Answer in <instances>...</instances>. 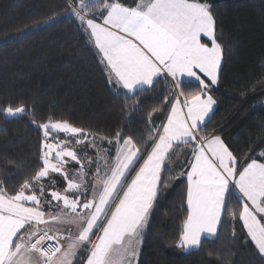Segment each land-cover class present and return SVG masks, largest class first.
Here are the masks:
<instances>
[{
    "label": "snow or ice",
    "instance_id": "snow-or-ice-1",
    "mask_svg": "<svg viewBox=\"0 0 264 264\" xmlns=\"http://www.w3.org/2000/svg\"><path fill=\"white\" fill-rule=\"evenodd\" d=\"M65 4L78 30L101 54L106 82L119 84L133 94L131 99L139 91L155 90L157 84L166 83L170 97L161 100H169L168 114L146 154L126 130L113 133L118 152L100 191L90 187L91 182L70 177L68 162L81 171L83 164L77 152L66 146V139H59L63 133L83 143L88 134L67 122L38 125L45 138L41 169L18 194L10 196L0 187V264H25L24 256L31 257L27 264H72L77 248L82 259L76 264H132L162 186L166 157L175 144L189 143L193 144V160L185 175L190 214L183 245L199 246L202 234L215 236L228 197L238 190L242 202L239 218L264 257V162L238 165L219 135L210 139L200 135L216 103L210 88L218 84L222 64L210 6L196 0H147L136 7L120 0H100L99 6L86 0H74V6L65 0ZM93 7L98 14H90ZM202 37L212 46L202 42ZM192 80L197 91L186 94L185 81ZM25 112L19 101L0 108V115L11 118ZM53 132L57 136L50 139ZM91 143L96 144L95 138ZM130 170L135 171L134 178L126 176ZM52 173L63 178L65 183L58 187L64 191L57 190ZM45 185L51 187L46 190ZM52 211L63 212L67 222H79L74 240L69 237L61 245L60 236L38 227L47 223L46 213L50 219L61 220Z\"/></svg>",
    "mask_w": 264,
    "mask_h": 264
},
{
    "label": "trees",
    "instance_id": "trees-1",
    "mask_svg": "<svg viewBox=\"0 0 264 264\" xmlns=\"http://www.w3.org/2000/svg\"><path fill=\"white\" fill-rule=\"evenodd\" d=\"M139 1L120 0L129 7ZM196 1L210 6L223 59L218 84L210 88L216 108L200 135H219L238 165L264 162V0ZM70 11L65 0H0V108L17 101L26 107L15 118L0 115V187L10 196L42 167L45 138L38 125L67 122L112 142L115 131L126 130L146 154L168 112L169 100H161L170 97L166 83L131 99L106 82L100 53ZM91 11L98 14L97 7ZM196 91L185 82L186 94ZM170 161L137 264H264L239 218L235 193L215 238L188 253L178 249L189 215L188 182L178 171H188L191 154Z\"/></svg>",
    "mask_w": 264,
    "mask_h": 264
},
{
    "label": "rangeland",
    "instance_id": "rangeland-1",
    "mask_svg": "<svg viewBox=\"0 0 264 264\" xmlns=\"http://www.w3.org/2000/svg\"><path fill=\"white\" fill-rule=\"evenodd\" d=\"M89 1H92V0H89ZM141 2H147V0H140L136 6H138ZM196 2H198V1H196ZM91 14H94V13L91 11ZM214 39H215L216 43H218L216 38H215V34H214ZM207 41L211 42L207 38L202 37V42L207 43ZM222 61H223V59H222ZM220 70H221V68H220ZM185 82H189V81H185ZM189 83L196 84V81L192 80ZM116 91L119 93H122V94H126V95H133L131 93H128L126 90H124L119 84H116ZM215 108H216V103H215V105H213V109H212L211 113L209 114V116L206 117L205 124L211 118ZM167 114H168V112H167ZM9 118H11V117H9ZM164 122H165V120H164ZM204 125H202V126H204ZM83 133L78 134V135H82ZM56 136H57L56 133H54V132L50 133V139L53 137H56ZM93 138H95V141H96L95 145H92V143H91ZM59 139L60 140L66 139V146L77 152V155L81 158V162L83 164V171H81V169L74 162L69 161L68 164L66 165V167L69 170L70 177L73 180H77V181L80 179H83L85 181V183L91 182V183H89V186L95 188L97 191H100L102 189V186H103L102 182L105 179L106 174H110L109 173V167L110 166L114 167V165H115L116 153L118 152V146L115 144V142H112L110 144L105 139L95 137V136H92L89 134H88L87 140H85L83 143L77 142L76 137H73V136H68L66 138L63 133L59 134ZM97 145H98V147H97ZM192 148H193V144H191V143H189L187 145L175 144V146H173V149L170 151V153L166 157L164 168L167 166V164H170V162H171L170 160H172L174 157H176V158L177 157H184L185 155H187V153L191 154ZM191 159H192V154H191ZM89 161H91L92 163L89 164L88 163ZM53 162H55V161H53ZM257 162H261V161H257ZM186 172L187 171H178V175L180 177L184 178ZM134 174H135V171L130 170V173H126V176H130V178H134ZM50 176L53 178L55 184L57 185V190L64 191L63 188L58 187L59 185H62L65 183L63 178L57 174H54V173L50 174ZM50 187L51 186H49V185H45L46 190H48ZM29 192H30V190H26L25 194H29ZM233 193H235L237 196H239L238 190L233 192ZM27 206H31V205L28 204ZM52 215L53 216L60 215L61 220L57 221L54 219H50L48 217V214L46 213L47 223L48 222L51 223L50 228H52L53 230H62L63 232H65L69 237H71L74 240L75 234L80 230L79 229V222H67L63 217V212L57 213L56 211H52ZM222 217H223V215H222ZM261 222L264 223V219H262ZM147 223H148V220H147ZM147 223L145 224L143 232L141 233V236H140L141 242L137 246L138 255L132 259V264H137L139 261L141 249H142V241H143V237H144V234H145V231L147 228ZM41 225H43V224H41ZM41 225H38V227H40ZM215 237H216V235H215ZM178 249L183 253H188L191 250H193V249H191V247L183 246L182 241H179ZM74 251H75V256H73L71 258L72 264H76L75 260L82 259V257L80 256L81 249L77 248Z\"/></svg>",
    "mask_w": 264,
    "mask_h": 264
},
{
    "label": "crops",
    "instance_id": "crops-1",
    "mask_svg": "<svg viewBox=\"0 0 264 264\" xmlns=\"http://www.w3.org/2000/svg\"><path fill=\"white\" fill-rule=\"evenodd\" d=\"M207 44H208V46L210 45V47L212 46L211 45V42H209V41H207ZM222 65V64H221ZM113 85H114V87H115V90H116V84H114L113 83ZM126 95V94H125ZM175 146V145H174ZM192 160H193V156H192V159H191V162H192ZM188 171H190V167H189V169H188ZM187 171V172H188ZM186 172V173H187ZM184 178H186V175L184 176ZM187 180V179H186ZM188 187H189V185H188ZM189 214H190V210H189ZM222 221V220H221ZM51 227V223H46V224H43V225H41L39 228H48L49 230H50V232H49V234L50 235H54V236H56V235H58V236H60L61 237V240L59 241L60 242V244L61 245H64L65 244V242L67 241V239L69 238V236L65 233V232H63L62 230H53L52 228H50ZM219 227H220V225H219ZM219 227H218V231H219ZM184 229H185V227H184ZM218 231H217V234H218ZM183 233H184V231H183ZM217 234H216V236H217ZM182 236H183V234H182ZM182 236H181V238H182ZM207 238H210V239H213V238H215V236H209V235H207V234H202V236H201V243H202V241H203V239H207ZM180 241H182V239H180ZM182 245H183V243H182ZM201 245V244H200ZM200 245L199 246H191V249H193V250H196V249H198L199 247H200ZM183 246H185V247H189V246H186V245H183ZM192 251V250H191ZM31 257L30 256H24L23 257V259H24V261H25V264H27V261L30 259ZM75 262H76V260H75Z\"/></svg>",
    "mask_w": 264,
    "mask_h": 264
},
{
    "label": "built area",
    "instance_id": "built-area-1",
    "mask_svg": "<svg viewBox=\"0 0 264 264\" xmlns=\"http://www.w3.org/2000/svg\"><path fill=\"white\" fill-rule=\"evenodd\" d=\"M50 243H57V241H51ZM58 243H60V242L58 241Z\"/></svg>",
    "mask_w": 264,
    "mask_h": 264
}]
</instances>
